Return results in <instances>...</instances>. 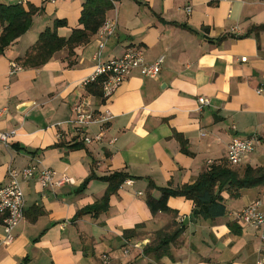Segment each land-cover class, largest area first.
I'll list each match as a JSON object with an SVG mask.
<instances>
[{"label": "crops", "instance_id": "1", "mask_svg": "<svg viewBox=\"0 0 264 264\" xmlns=\"http://www.w3.org/2000/svg\"><path fill=\"white\" fill-rule=\"evenodd\" d=\"M0 2L25 8L32 4L39 10L31 28L0 56V132H13L7 144H0V187L9 168L51 169L54 181L68 180L48 188L35 180L23 183V220L13 230L14 241L0 245V264H102V256L112 264H143L150 260L141 254L143 247L170 221L167 214L149 212L144 199L148 182L157 187L192 184L209 161L226 159L234 138L264 142V31L242 37L251 27L264 26V0H119L106 14L115 30L103 48L93 36L71 57L61 50L43 66L19 72L11 64L54 20L66 21L56 30L61 38L81 28L85 0ZM221 36L229 37L219 45L208 43ZM129 47L140 49L147 64L163 57L159 75L149 79L134 71L105 103L90 95L94 115L109 112L111 117L76 133L72 107L89 96L81 83L97 64L121 57ZM199 98L208 104L199 105ZM175 134L186 140L189 155L180 151ZM85 137L94 140L85 144ZM60 142L83 144L70 150L55 147ZM249 156L243 165L264 166L261 151L254 149ZM91 167L98 177L124 171L139 179L120 186L106 213L75 220L79 210L106 190L105 183L92 180L77 193ZM223 196L227 214L211 223L188 222L171 247V257L161 262L264 264V228L253 230L237 222L239 234L234 235L226 225L234 221L233 213L256 201L264 213L263 189L241 190L232 201ZM167 205L177 211L180 222L194 210L181 197L169 198ZM141 224L136 237L123 239L125 230ZM126 244L132 246L127 256Z\"/></svg>", "mask_w": 264, "mask_h": 264}, {"label": "trees", "instance_id": "2", "mask_svg": "<svg viewBox=\"0 0 264 264\" xmlns=\"http://www.w3.org/2000/svg\"><path fill=\"white\" fill-rule=\"evenodd\" d=\"M118 1L85 0L78 20L81 28L72 30L68 38H61L57 35L56 30L66 26V21L63 19L54 20L52 28L43 30L34 45L26 51L24 56L18 57L15 63L23 69H37L46 64L55 53L61 50H66L68 57H71L75 48L89 43L91 38L96 35L99 28L106 21L107 12L113 9L114 3ZM37 13H39L38 8L32 4H27L25 8L20 3L0 2V56L31 28L34 16ZM260 31H264V26H253L242 37L251 34L257 35ZM227 37L229 36H221L216 40L209 39L208 43L219 45ZM103 80L104 77H100L95 83L88 85L85 88L86 93L96 100H100L102 98L101 85ZM175 138L180 144V151L189 155L186 140L178 134H175ZM81 144L65 146L66 144L60 142L55 147L73 150L80 147ZM15 148L30 154L37 152H29L18 146H15ZM130 179L139 178L130 176L124 171H115L106 176L98 177L91 167L90 174L82 182L77 193H82L92 180L105 183L106 190L99 200L79 210L74 219L76 220L85 215L97 218L106 213L109 209L110 197L117 193L125 181ZM253 188H264V166L253 167L247 164L240 171L238 167H232L226 159L208 166L207 170L202 172L192 184H183L178 187H172L170 184L167 187H157L150 180L145 189V204L151 215L164 213L169 215L170 221L154 233L153 239L143 247L141 254L155 263H161L163 258L171 257V247L178 242L186 230L187 226H184L183 221H177V211L168 207L167 201L169 198L181 197L190 201L194 210L198 211L197 219L211 223L227 214L224 194H226L228 200H237L240 197L241 190ZM155 191L159 193L158 197L154 196ZM237 222L234 218V221L226 224L234 235L239 234ZM142 227L141 224L131 230H125L123 239L136 237L138 235L137 230Z\"/></svg>", "mask_w": 264, "mask_h": 264}, {"label": "built area", "instance_id": "3", "mask_svg": "<svg viewBox=\"0 0 264 264\" xmlns=\"http://www.w3.org/2000/svg\"><path fill=\"white\" fill-rule=\"evenodd\" d=\"M41 4L55 3V0H40ZM191 8H186V13L189 14ZM115 23L106 19L104 24L96 33L97 39L100 41L99 48H103V42L114 34ZM245 59H242L244 61ZM163 57L158 58L155 62L147 64L144 60L143 53L140 49L129 47L124 54L116 59H111L105 63L97 64L93 74L81 83L82 88L95 83L100 77H104L102 81V98L100 100L105 103L111 99L117 92L121 84L129 78V76L137 71L141 77L155 79L160 73ZM13 72H19L22 68L15 63L11 64ZM258 93L261 91L258 90ZM90 95L81 99L72 107L73 124L75 125L76 133H82L83 128L90 123H104L110 119L109 112L99 113L94 115L90 102ZM199 105H207L206 98H199ZM13 132H0V144H7L12 137ZM97 136L96 139H99ZM94 139L85 137L83 142L90 144ZM256 139L251 138H234L228 145L226 151V160L232 167H240L247 160L248 156L253 153L256 146ZM214 164L209 161L208 166ZM55 171L51 169H38L35 166L24 167L21 169L9 168L6 175V183L0 187V217L2 218L3 237L0 238V245L8 246L14 241L13 230L23 220L24 215V194L22 190L23 183L35 180L42 188H48L53 185L60 186L67 182V178L63 177L59 181H54ZM232 216L243 226L260 230L264 228V213L260 210V202L256 201L242 210L233 213ZM262 248L261 252L264 255V235L260 237ZM128 243V242H127ZM130 244H126L123 253L128 255L130 252ZM102 264H112L108 256L101 257ZM143 264H166L155 263L151 260L145 261Z\"/></svg>", "mask_w": 264, "mask_h": 264}, {"label": "water", "instance_id": "4", "mask_svg": "<svg viewBox=\"0 0 264 264\" xmlns=\"http://www.w3.org/2000/svg\"><path fill=\"white\" fill-rule=\"evenodd\" d=\"M26 107H27V104L26 105H21V106L18 107V110L21 111V110H23ZM197 217H198V211L197 210H193V212H192V214H191V216L189 218H184V220H183L184 226H186L188 224V222L195 223Z\"/></svg>", "mask_w": 264, "mask_h": 264}, {"label": "rangeland", "instance_id": "5", "mask_svg": "<svg viewBox=\"0 0 264 264\" xmlns=\"http://www.w3.org/2000/svg\"><path fill=\"white\" fill-rule=\"evenodd\" d=\"M2 1H5V0H2ZM259 149V150H258ZM257 151H261L263 154H264V142H260L258 145H256L255 146V152L257 153ZM254 152V151H253ZM251 155V154H250ZM250 157V156H249ZM244 167V165L243 166H240V167H238L239 168V170L241 171L242 170V168ZM263 189V191H264V188H262ZM260 233V232H259ZM257 234L256 236L258 237L260 234Z\"/></svg>", "mask_w": 264, "mask_h": 264}]
</instances>
